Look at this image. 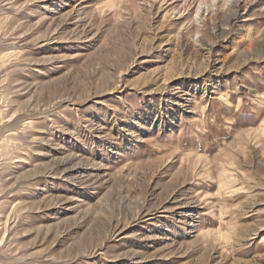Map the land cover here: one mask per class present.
<instances>
[{
  "label": "rangeland",
  "instance_id": "1",
  "mask_svg": "<svg viewBox=\"0 0 264 264\" xmlns=\"http://www.w3.org/2000/svg\"><path fill=\"white\" fill-rule=\"evenodd\" d=\"M0 264H264V0H0Z\"/></svg>",
  "mask_w": 264,
  "mask_h": 264
}]
</instances>
